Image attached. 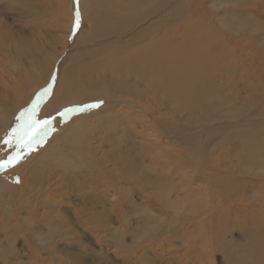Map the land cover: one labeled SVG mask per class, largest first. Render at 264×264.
I'll list each match as a JSON object with an SVG mask.
<instances>
[{
	"label": "bare ground",
	"instance_id": "bare-ground-1",
	"mask_svg": "<svg viewBox=\"0 0 264 264\" xmlns=\"http://www.w3.org/2000/svg\"><path fill=\"white\" fill-rule=\"evenodd\" d=\"M0 1H2L0 5V139L6 135L10 128L12 118L20 117L24 114L26 102L33 100L35 104H41L40 111H49L58 108L71 109L64 117L65 123L63 122V127L59 131L52 129L44 140V146L41 149L36 148L37 151L35 154L27 159L34 163L29 166L27 165V167L24 164L16 166V174L19 176V181L13 179L15 177L8 178L5 172L0 175V195L6 193L12 200H15L14 192L17 191L20 186L22 187L21 183L23 181H25L27 186L45 187L47 192L54 189L52 191L54 196L63 195L66 192L64 188L67 187L68 190L72 189L73 191L79 190L81 192H86V188L89 189V187L93 185V191L90 190L88 194L94 197L95 202L92 201L91 196L89 198L83 197L77 204L79 213H77L71 221L63 219L62 215L61 221L57 218L61 212L60 205L53 200L54 197L51 196V198L48 196L46 191H35V193L31 194L30 192L32 190L30 189L29 192H25L22 198L25 204L29 206V209H24L23 213L30 214L31 208L34 207L36 216L40 217L42 210H51L50 214H54V219L50 221L49 225V228L52 229V233L54 235L61 234L58 227L62 225L64 221L66 223L64 225L67 229L65 235L67 234V236H72L71 231L74 230V226L76 225H80L83 229L87 228L93 231L104 227V229L99 232L103 231L101 233L105 234L107 225L110 223L112 224V220H114V218L112 219V215L122 220L124 219L126 222H130L128 220H131V218L135 216L139 220L137 221L136 219L135 221L137 222H133V219L131 220V222L134 223V227H136L138 223H141V220L145 225L155 221L154 227L146 229L147 231H144L141 235L135 233L130 234L132 236L134 235L132 240L130 237L127 238L125 236V231L127 230V232H129L133 225L113 227L112 229H122L119 233L110 231V234H108L110 237L109 241L111 239L114 240V244L111 245V247L116 248L113 251L114 255L120 257V254L127 252L129 259L130 257L133 258L136 264H154V261H151V259H154L159 264H176L177 262L172 263V261H174L173 259H165V261H163L159 253L152 251L153 249L151 251L148 250L151 246V242L148 243L151 241V237L159 239L162 235L163 237L167 236L166 230L167 232L169 231V224H165V220L163 221L161 216L157 215L151 208H143L133 203L130 199L133 198L132 196H135L136 187L137 193L138 191H142V195L157 197L172 209L178 210V214L176 215H181L186 207L184 204L185 201H187V203L190 202L189 205L192 207V211L196 213L195 207H200L201 205V195L207 198L208 195L211 194L213 187L217 185L224 186L223 184L225 183L229 185L231 183L232 187L237 189V187H241L240 185L243 184L239 185L240 180L235 176L239 173V168H237L238 172L237 169L227 171L231 176H235L231 177L232 181L230 180V182H227V178L219 177L216 174L218 171L223 172V169L221 170V168L215 166L217 163L212 165L214 161H217L218 156L210 157V154L214 152V147L219 143L212 135H214L219 128H230L232 133L238 136L241 133L240 126H242V124L247 125L248 128H254L255 124L260 123L261 120L252 119L253 117L251 118L250 116L242 118H234L231 116L233 119H225L227 122H224L225 120L223 121V119L219 120L223 118V113L226 115L225 112L229 111L235 113L237 110L236 108L228 107L229 104L225 106V108H222L223 105L219 109H213L211 116L205 114L204 110L202 112L203 116H197L194 123L188 124L186 122L184 123L182 120L180 121V119L176 120V118L181 116V113L185 112L183 108L184 105H182V109L178 106L174 108L170 106V113H164L167 114L166 116L161 114V111L165 108L164 105L167 99H170L173 104L175 102L176 104H180L177 102H181L183 97L186 98V96H189V100L187 101L185 99V102L190 108L194 106L193 111L195 115L198 114L195 109L196 105L203 106V108L209 105L212 109L213 105L218 104L216 100L210 101L208 99L211 88H209L207 84L205 85L206 82L201 78L207 69L210 72V70H213L216 66L213 61L204 56V54H206L204 52L210 49V51L217 54L218 51H225L224 48L229 45H236L246 50V48L243 47L244 43H242L244 38L239 34L242 30L237 28H241V26L236 21V28L230 30L231 15L226 9H223L221 13L217 14L215 12L216 10L213 9V7L216 8V6L219 5V3L215 2L216 0H78V2L77 0H48V5L40 0H17L19 2L16 6L13 3L15 6L12 8L15 10L14 14L4 12L10 9L9 3L11 0H8V2H4L3 0ZM228 1L235 3L241 2L242 0ZM76 10L80 13L79 24L73 36V43L69 45V35L72 33L71 25L75 19L74 13ZM40 14H42L43 17H45V14L50 15V18L47 19L48 26L45 28H41L40 26L43 22L40 23V21L37 20L39 16L41 17ZM8 16L11 20L7 18ZM1 17H3V19ZM21 20L24 22V25L23 23L20 24ZM16 23L18 24L16 25ZM219 25H221L222 28H220ZM231 32H234V36L238 37L240 42H238V39L235 37H229V33L231 34ZM122 36H124L125 39L121 38ZM27 37H31L33 44L30 40L27 41ZM208 38H215L214 40L218 39L220 43H212V45L210 43V45L205 44L204 42ZM9 67L14 70L12 74L9 72ZM17 73L19 75H17ZM28 74H30V77ZM141 81L153 83L155 92L150 93L149 90L148 93L154 97L157 95L160 99V106L158 104L159 108L157 110L153 111L151 109L152 106H144L141 102L144 97L146 98L149 96H146V93H143L141 90L139 91L141 88L142 90L143 88L146 89ZM196 81H199L198 87L201 90L198 93V97L195 96V98L193 95L195 91L192 89ZM250 84L252 85L250 88H256L254 79ZM45 88L49 90L47 94H42V90ZM99 94L108 99L126 97L128 99H119L118 101L121 102L124 100L123 102H129H125V105H120L122 102L116 103L118 105H100L98 107L86 108L83 111L78 110L81 107L78 109L77 107H72L78 104L83 106L87 102L96 100ZM213 94L210 96L212 97ZM138 96H140V100L137 101L142 103L145 110L139 111L134 108L136 107L135 105L139 106L133 100L134 98L136 100ZM138 113L141 117H136ZM143 115L154 116L155 123L149 121V119L145 118ZM213 120H215V122L219 121V123H217L218 126L217 124L210 125ZM107 126L112 129L106 130ZM156 127L160 134L157 133ZM200 127L201 129L203 128L202 130L205 132L201 131ZM51 128H53V124ZM77 129L81 131V139L83 136H87L90 142L91 140H95L91 142L92 147L93 143H95L100 146L101 149L105 148V150L103 149L100 152H102L101 154L103 157L105 156V159L112 157L109 160L113 163L112 165L115 169L113 167V169H107L105 165L103 166L102 163H100L102 161L99 159L95 161V159L93 160L91 157H85L79 154V152H76L73 143L75 139H77L74 133ZM100 131L103 133L106 131V136L104 134V136H101ZM171 134L174 135L173 139L182 141L191 148L193 153L200 155L199 159L194 158V155H192L190 159L186 160L187 164L193 163L189 168L202 178L199 186L193 187L189 184L190 181L189 183L186 182L189 179L184 177L183 174L185 169L183 165V156L180 154L182 151L179 148H175L177 152L173 155L170 143L168 142L169 140L166 141V137H164L167 136L168 138H172ZM41 136L42 133L37 136L35 143L38 144V140L41 139ZM230 141L232 147H230L231 151H229L230 156L228 158H235L239 166H241V164L242 166L244 165V167L251 165L255 169L259 166L257 169L258 175H264V154L258 153V144L255 145L252 143L245 149L240 146L237 140ZM113 144H115L116 148L120 147L124 149L121 154L124 155L123 159L129 164L128 169L126 166L127 170H125L124 166H121L115 161L116 159L113 156H117L120 153H117ZM33 145V143L28 144L30 147ZM108 146L109 148L111 146L113 148L106 149ZM147 146L149 148H162V152L159 151L160 154H158V156L160 155L166 161H168L170 157L171 161L173 160L172 164L176 165L173 173L178 175L177 187L182 190V195H180L179 198H172V191L176 184L172 185V187L169 185L166 181L167 176L161 169L162 166L152 167L147 159L137 162L133 159V156L137 158L136 155L132 153L133 156H131L130 152L132 150H142L143 148L147 150L149 149ZM258 147H260V145H258ZM69 148L71 149L69 150L71 156L67 153ZM172 149H174V147H172ZM153 150L154 149H152V151ZM114 151H116L115 155L112 154ZM147 151H149V153L152 152L150 150ZM242 151H244V153ZM208 152L211 153L208 155ZM185 158L186 157H184V159ZM50 159L53 161L56 159L52 165L53 172L43 168V165L46 166L45 162H49ZM106 161L108 160L106 159ZM171 161L169 160V162ZM116 169L118 171H116ZM70 170H81L82 176L80 172L73 175V178L77 177L76 182L80 181L82 184L78 188H76L77 186H75L72 181L67 185L63 183V179L69 176ZM86 171L89 172L87 182L83 175V172ZM154 171H158L163 174V176L160 175L159 178L156 177L152 174ZM248 171L249 170H244L241 172L248 174ZM26 172H28L29 175L24 177V173ZM251 172L253 173V170H251ZM100 173H102V176ZM42 176L46 177V181H44ZM134 183L139 186L134 187ZM52 184H55V187H53ZM257 184L255 183L254 185ZM105 186L107 188H105ZM253 187H243L246 197H253L255 195ZM123 190L128 196L126 197L127 200L121 195ZM11 193H13V195ZM119 195L124 199L120 198ZM215 197L217 198V196ZM0 198H2V196ZM216 200L214 201L216 202ZM240 200V204L238 205L242 208V213L243 210L250 211L247 208L248 206L250 208L251 205H246L250 203L248 199L244 200L241 198ZM106 203L109 206L108 210H106ZM3 204L4 203H2V205ZM42 204H44L43 207ZM51 204H53L54 207H52ZM208 205L209 204H206L207 210H205L204 213H207L209 217L215 216V212L212 215L210 214L211 208L209 209ZM117 211H122V214ZM232 211L233 209L231 212ZM19 213L20 212H18V214ZM142 213L145 214L143 218L140 217ZM2 214L5 215V211H1L0 217ZM199 217H201V215L198 213V217H193L190 221V226H192L193 229V234L190 233V237L193 236L194 243L188 238H184L185 241H182L188 248L185 247L187 254L189 255L190 252L193 254L189 256V261L185 262L184 260L181 262L186 264H203V262L214 264L212 250L214 246L208 248L204 246V244L202 245V243H206V239L209 240L212 235H214L216 229H218V231L215 245H217L219 240L224 238V234L220 232V226L218 228V224L211 223V219L209 221V227L202 229L201 219L204 221V217L206 216L204 215L200 218L199 222H197L196 219ZM36 221L40 222L39 219H36ZM4 222H6V226H8L6 219L0 218V234L2 233V235H0V264H38V261H40L39 251L32 248L26 239L23 240L24 243L21 244V247L16 248L14 246L16 236L13 235L12 231L8 233L5 229ZM246 225L248 224H244L241 227H246ZM152 230L155 231L154 234H152ZM82 233L85 234L86 232L82 230ZM54 235L52 236L54 237ZM93 236L95 242H99L100 239L97 237L98 235ZM49 238L51 237L35 234L34 237H31V242L41 248L49 244V241L46 240H49ZM256 238L258 237L256 236ZM256 238H254V240H257ZM76 239L82 240V237L77 236ZM1 240L5 242L2 244ZM135 241H137L136 244L138 243L137 246L134 244ZM232 241L230 240L229 242L230 245L232 243L231 247H234ZM253 242L254 241L248 242L247 244L245 243V248L250 250L259 246V254L261 255H258V257H261L264 252V246L262 247L263 243L258 244V241ZM133 244L134 247L132 246ZM203 246L207 248L202 250ZM220 246L222 247V245ZM119 247L122 248V251H120ZM231 247L229 248L231 249ZM130 248H132L133 251H130ZM138 251L141 252L139 253ZM225 251L222 252L223 257L227 260V264H231L232 258L237 257L235 256L237 253L235 254V250H233L234 255L228 248ZM237 251L241 250L238 249ZM180 253L184 254L183 252ZM240 254L241 252L239 256ZM242 255L241 257H243ZM122 258L124 257L122 256ZM119 259L120 261L115 264L129 263L123 259V261H121V258ZM126 259L127 258H125V260ZM259 260L261 261V259ZM82 261L84 262L83 258ZM92 262L91 264H98L94 263V261ZM240 262H243V259L242 261L240 259ZM237 264L239 263L237 262Z\"/></svg>",
	"mask_w": 264,
	"mask_h": 264
},
{
	"label": "rangeland",
	"instance_id": "rangeland-1",
	"mask_svg": "<svg viewBox=\"0 0 264 264\" xmlns=\"http://www.w3.org/2000/svg\"><path fill=\"white\" fill-rule=\"evenodd\" d=\"M3 1L8 2V0H3ZM40 1L44 2L47 5L49 4L48 0H40ZM226 1H228V0H224V1L223 0H216L215 2L219 3V5L216 6V8L213 7V9L216 10L215 12L217 14L221 13L223 11V9L224 10L226 9V11L231 15V17H230L231 18L230 30L232 28L233 29L236 28L235 22L236 21L238 22V24L241 26V28L240 27H237V28H239V30H242V31H240L239 34L242 35L244 38L242 43H244L243 47L246 48V50L242 49L241 47L239 48L236 45H234V46L229 45V46L224 48L225 51H221V52L218 51L216 54V53L210 51L209 48H206L209 50H205L204 53H206V54H204V56L207 57V59H210L211 61H213L216 66L214 67L213 70H210V72L207 69L203 73L201 78L203 79L204 82H206L205 85L207 84V86L209 88H211L210 89V95L214 93L212 95V97L209 95L208 99L210 101L216 100L218 104L213 105L212 109H211V107H209V105L206 108H203V106L196 105L195 109L197 110L198 114L195 115L194 111H193L194 106L192 108H190V106L185 102L186 100L187 101L189 100V96H186V98L183 97V99L181 101L182 103L177 102L180 104H176V102L173 104L170 99H167V102L164 105L165 108L161 111V114L166 116L167 114H164V113H170L169 112L170 106H172L173 108L175 106L176 107L178 106L179 108L182 109V105H184L183 108H184L185 112L181 113V116L176 118V120L180 119V121L182 120V121H184V123L186 122L188 124V123H194L196 117L201 116L202 112L204 110H205V114H207L208 116H211V112H213V109L214 110L219 109L223 105L224 106L222 108H225V106H227L229 104L228 107L236 108L237 110L235 111V113L229 112V111H228L229 113L225 112L226 115H224V113H223L222 114L223 118H220L219 120H222V119H223V121L225 119L226 120H232L233 117L234 118H242L245 116L246 117L250 116L251 118L253 117L252 119H256V120H261L260 123L255 124L254 128L253 127L248 128L247 125L242 124V126H240V130H241L240 132L241 133L238 136L234 135L230 128H225V129L219 128L218 131L214 133L215 136L212 135V137L215 138L219 143L217 144V146L214 147V152L212 154H210L211 152H208V155L210 154L211 155L210 157H213V156L217 157L218 156L217 161H214L212 163V165H215V163H217L215 166L221 168V170L223 169V172L218 171V172H216V174L219 177L221 176L222 178H227V182H230L231 177L236 176L241 181V182L239 181V185L242 183L243 184L240 185L241 187H237V189L233 188L231 183L229 185L225 183V184H223L224 186L217 185V186L212 188V192H211V194L209 193L210 195H208L207 198H205L204 195H201V197H200V200H201L200 207L201 208L199 206L195 207L196 213H194L192 211V207L189 205L190 202L187 203V201H185L184 204L186 205V207L184 208V212L182 211L181 215H176V214H178V212H177L178 210L172 209L171 207H169L168 205L163 203L159 198L151 196V195L150 196L142 195L143 194L142 191H140V192L138 191V193H137L135 186L138 187L139 185H137L135 183L133 184L135 187V191H136L134 193L135 196H132L133 198L130 196L132 198L130 200L133 203H136V205H140L143 208H146V207L151 208L157 215L161 216L163 221L165 220V224H169V226H168L169 231L167 232V230H166V233H167L166 237H163V235L159 239L151 237V241L148 242V243L151 242V246L148 245V243H146V244L148 246H150L148 248L149 251H151L153 249L152 251H156L157 253H159L161 260L165 261V259H173L174 261H172V263L177 262L176 264H178V263L179 264H186V263H182L181 261H184V260H185V262L189 261L190 260L189 256H191L193 254L190 251H189L190 252L189 255L187 254V252H186L187 247L185 246V244L182 241H185V239L188 238L192 243H194L193 242L194 241L193 236L190 237V233L193 234V229H192V226H190V221L192 220L193 217L194 218L198 217V213L201 215V217H203L204 215L206 216V217H204V221L201 219L202 229L205 227H209V224H210L209 221L211 219V223L212 224H218V228L220 226V228H219L220 232L222 234H224L223 235L224 238L219 240L217 245H215L216 244L215 240H217V231H218V229H216L214 231L215 232L214 235H216V236L212 235V237L209 240L206 239V243H204V242L202 243V245L204 244V246H207L208 248L209 247L212 248L214 246L212 248L213 256H214V262H213L214 264H227V260L224 259L223 254H222V252L227 250V248L229 250H231L232 253H233V250H235V254L237 253V255H235L233 253L238 258L233 257L232 258L233 260L231 259L233 261V262L231 261V264L232 263L237 264V262L239 264L240 263H242V264H264V252L262 254L263 257L262 256L258 257V255H261V254H259L260 253L259 252V246H256L254 249H250V250L245 248L246 244L248 242H251V241H254V242L258 241L259 242V243L257 242L258 244L263 243L262 247L264 246V201H263L264 200V189H263V187H264V178H263L264 175H258L257 169L259 168V166H257V169H255L251 165H250L251 167L250 166L244 167V165L242 166V164H241V166H239V164L235 161V158H233V159L231 157L228 158L230 156L229 151H231L230 147H232V145H231L232 143L230 140H237V142L240 143V146L242 148H245V149L248 148L252 143L255 145L258 144V145H260V147H258V145H257V149L259 150L258 153L264 154V138H263L264 137L263 136V134H264V98H263L264 97V0H256V1L242 0L241 2H235V3L231 2V1H228V2H226ZM18 2L19 1H17V0H11L9 3L10 9L5 10L4 12L9 13V14H12V13L14 14L15 10L12 8H14L18 4ZM13 3L15 4V6ZM1 4H2V1H0V5ZM40 15H41V17L39 16L38 17L39 19L37 18V20H39L40 23L43 22L40 27L45 28L48 26L47 25V23H48L47 19L50 18V15L45 14L44 15L45 17H43L42 14H40ZM46 15H48V16H46ZM3 17H1V18L3 19ZM7 18L9 20H11V18L9 16ZM45 18H46V20H45ZM22 23L24 25V22L21 20L20 24H22ZM17 24L18 23H16V25ZM73 24H74V20H73L72 25H71L72 33L69 35V43H68L69 45H71L73 43V36L77 30V28H76L75 31H73ZM219 26H220V28H222L221 25H219ZM233 33L234 32H231V34L229 33L230 36L229 35L228 36L229 37H235L236 39H238V37L234 36ZM27 38H28L27 41L30 40V42H32V44H33V40L31 39V37L30 38L27 37ZM121 38L125 39L124 36H122ZM214 39L215 38H208V39H206V41L204 43L208 44V45H210V44L212 45V43L213 44L214 43H220V41L218 39H216V40H214ZM237 41L240 42L239 39ZM12 71L14 72V70L9 67L10 74L13 73ZM17 75H19V74L17 73ZM28 76L30 77V74H28ZM253 79H254V82L256 85V88H254V89H253V87L250 88L252 86L250 83H251V81H253ZM141 83L146 87V89L143 88V90H142V88H141V89H139V91L141 90L143 93H146L145 94L146 96L149 95L146 98L144 97L145 100L142 99L141 102L143 103L144 106H149V105L152 106L151 109L153 111L157 110L160 106V99L158 98L157 95H156V97H154L153 95L148 93L149 90H150L149 91L150 93L155 92V90L153 89V83L152 82L147 83L144 81H141ZM198 84H199V81L194 82V88L192 89L195 91V92H193L194 97L195 96L198 97V93L201 90L198 87ZM228 94H230V95H228ZM139 97L140 96H138L136 98V100H135V98L133 100L141 108L137 105H135L136 107H134V108L141 111L144 109V106L142 105V103H139V101H137V100H140ZM106 98L107 97H104L103 95L99 94V96L97 97L96 100H93L91 102H87L86 104H95V103L100 102L99 106L100 105H108V104L118 105L116 103L119 102L118 101L119 99H128L126 97L109 98V99L108 98L106 99ZM129 98H131V97H129ZM110 100H111V102H110ZM123 101L124 100L121 101L122 104H120V105H125L126 104L125 102H129V101H125V102H123ZM121 102H119V103H121ZM158 104H159V106H158ZM25 106H26V110L24 111V114H22L20 117H13L12 118L11 126L8 129L7 133H9L12 128H15L18 126L22 129V132L26 131L29 127V121L33 120V119L34 120H41V121L46 119V118H50V117H54V119L52 120V123L49 125V127L46 129L47 134L45 135L43 132H41L43 138L38 140V144L35 143L36 138H37V136H36V138L31 142L34 144L31 147L28 146V144L27 145L25 144V141L28 139V137L27 136L22 137V133H18L15 136V138H10L11 144H9L7 146H5L2 143V138L6 137L7 133L4 137H2L0 139V158L5 157L9 153L10 150L11 151L22 150L24 153H26V155H24V159H22L20 161V163L16 164L13 167H8L10 170L8 168H0V175L3 174V172H5L7 174L6 176L8 178L15 177L13 179H17L18 181H19V176H17L18 174H16L17 173V167L16 166L17 165L20 166V165L24 164L27 167V165L29 166V165L33 164L34 162H31V160L29 161L27 159H29V157L31 155L35 154V152L37 151L38 148L41 149L44 146V144H45L44 140L47 138L48 134L52 131V129H55V131H59L65 123L64 118H63V120H61L60 116L57 115V113L64 110L63 108L52 109L49 111H40L41 110V104H39V103L35 104L33 102V100L26 102ZM72 107H77V109H78L79 107H82V106H81V104H78V105L72 106ZM252 109H253V111H252ZM192 111H193V113H192ZM249 113H250V115H249ZM137 115H136V117H141V116H139L140 115L139 113ZM143 116L145 118L149 119V121H152L155 123V117L154 116H152V117H151V115H149V116L143 115ZM231 116H233V117H231ZM140 120H141V118H140ZM226 120L224 122H227ZM217 123H219V121L215 122V120H213V122H211L210 125H215ZM52 124H53V128H51ZM196 125H197V123H196ZM217 126H218V124H217ZM38 127H39V125L32 126L31 131L28 133V135H31L33 132H36ZM110 129H112V128H109L107 126L106 130H110ZM155 129H156L157 133L160 134V132L158 131V128L156 127ZM202 129L200 127V130L205 132ZM74 133H75V138H77V139H75V141L73 143V146L75 147L76 152H79V154H82L85 157H91L93 160L95 159V161H96V159L97 160L99 159L100 161H102L100 163H102L103 166L105 165V167L107 169H113V168L115 169V167H113V165H112L113 163L110 162V160H109L112 157L106 158L109 161V163H108V161H106V159H105V156L103 157L101 154L102 152H100L103 149L105 150V148L101 149V147L96 145L95 143H93V147H92L91 142L95 141V140H91V142H90V140H88L87 136L86 137L83 136L81 139V131L79 129L75 130ZM100 134H101V136H104V135L106 136L107 132L104 131V133H103L100 131ZM164 137H166V141L169 140L168 142L170 143V148H171V152H173V155H175V153L177 152V150L175 148H177V149L179 148L182 151V152H180V154H182V156H183V160H184L183 165H184V169H185L183 171V174H184V177L189 179L186 182L189 183V181H190L189 184L192 185L193 187L199 186V184H201L202 178L200 177V175H196L197 173H195L194 171H192V169L189 168V166L192 165L193 163L187 164L186 160L190 159L192 157V155H194V158L199 159L200 155L193 153L191 148L189 146H187L186 144H184L182 141H180L178 139H176V140L173 139V137H174L173 134H171L172 138H168L167 136H164ZM113 147H115V144H113ZM113 147L111 146L109 148V146H108V147H106V149H112ZM172 147H174V149H172ZM29 148L31 149V151H29ZM147 148H149V147L147 146ZM114 149H116L117 153H120L117 156H113L116 159V160L115 159L114 160L117 161L118 164H120L121 166H124L125 170H127L129 164L126 163L125 159H123L124 155L121 154V153H123L124 149L120 148V147H117V148L115 147ZM152 149H154L153 151H155V150L156 151L153 152ZM69 150H71V149L69 148L67 150V153H69ZM147 150H150L152 152L149 153V151H147ZM147 150H145L144 148L142 150L141 149H134L130 152V154H131V156H133V154L136 155V157L138 159L135 158V156H133V159L137 162L138 161L141 162V160L147 159L152 167H157L159 165L162 166L161 169L163 170L164 174H166V176H167L166 181L169 183V185L172 187V185L176 184L173 188V191H172V195H171L172 198H175V197L179 198L180 195H182V190L179 189V187H177L178 175L173 173L174 168H176V165L172 164L173 160L171 161V157H170L169 160L171 162H169V160L166 161L160 155H159L160 157L158 156V154H160L159 151L162 152L161 151L162 148L157 149V148L152 147V148H149ZM116 151L112 152V154L115 155ZM209 151H210V149H209ZM242 152L244 153V151H242ZM98 154H100V155H98ZM69 156H71L70 153H69ZM184 157H186V158L184 159ZM54 161H56V159ZM54 161L52 159H50L49 162L46 161L45 162L46 166L43 165V168H46L47 170H51L53 172V170H52L53 166L52 165H53ZM114 166H116V165H114ZM126 166H127V169H126ZM237 168H239L240 171L235 176H231V174H229V172H227L228 170L231 171V169L234 170ZM250 169L253 170L254 174L251 172ZM81 170H84V169H81ZM81 170L80 171H71L70 170L69 176H66L65 179H63V183L67 185L70 181H72V182H74L75 186H77L76 188L81 186L82 184L80 183V181L76 182L77 177L73 178V175H76L79 172L82 176ZM244 170H249L248 171L249 173L248 174H246L245 172L242 173L241 171H244ZM255 170H256V172H255ZM116 171H118V170L116 169ZM237 172H238V169H237ZM152 174L158 178L160 177V175L163 176V174L159 173L158 171H154V172H152ZM28 175H29L28 172L24 173V177L28 176ZM83 175H84V178L86 179V182H87V178L89 177L88 176L89 172H87V171L83 172ZM100 175L102 176V173H100ZM42 177H43L44 181H46V177H44V176H42ZM118 180H119V178H118ZM52 181H53V179H52ZM246 181H247V183H246ZM90 182H91V180H90ZM255 183L256 184L258 183V184L254 185ZM21 184H22V187L20 186V188L14 192L15 193V195H14L15 200H12L6 193L3 195H0V197L2 196V198H0V204H1L0 205V213H1V211L2 212L5 211V213H6L5 215L2 214L0 218H2L4 220L6 219L8 226H6L7 225L6 222H4V224H5V229L8 231V233L12 231L13 235L16 236V239L14 240V242H15L14 246L16 248L21 247V244L24 243L23 240L26 239V241L31 245L32 248L37 249V251H39L38 254L40 257L39 258L40 261H38V264H91V263H93L92 261H94V263H98V264L99 263L115 264V263L120 261L119 258H121V261L124 260V261H128L131 264H136V263H134L135 260L133 258L130 257V259H129V257L127 256L128 255L127 252H125L124 254L122 253L123 255L120 254V257L114 255L113 251L116 248L111 247V245L114 244V240L111 239L109 241L110 237L108 234H110V231H114V233L115 232L116 233L121 232V230H122L121 228H119V229L114 228L115 230L112 229L115 226L121 227L122 225H125V226L133 225V226H131L132 229L129 232H127V230L125 231V236L127 238L130 237L132 240V237L134 235L132 236L130 234L135 233V234L141 235V233H143L144 231L145 232L147 231L146 229H149L150 227H154V224L156 223L155 221H152L148 225L147 224L145 225L143 223V221L141 220L142 224L138 223L137 226L134 227V223H132L131 220L133 219L132 221L134 222L137 219L135 216H133L131 218V220H128L130 222H126V220H124V219L122 220L121 218H117V217L112 215V219L114 218V220H112L113 221L112 224L110 223L109 225H107V228L105 230L106 235L101 233L103 231L99 232L100 230L104 229V227L93 231V230H90L87 228L83 229L80 225H76V226H74V230L71 231L72 236H70V235L67 236V234L65 235V233H67V229L64 225V224H66L64 221L62 222L63 224L58 227V230L61 234L54 235L52 233V229L49 228L50 221H53V219H54V214L53 215L50 214L51 210L49 211L48 209L47 210L41 209L42 214L40 215V217L36 216V214H35L36 211L34 210V207L31 208L30 214H26V213L24 214L23 213L24 209H27V210L29 209V206L27 204H25V202L23 201L24 200L22 198L23 194L27 191L29 192L30 189L32 190L30 192L31 194L35 193V191L36 192H43V191H46V188L45 187H42V188L35 187L32 185L27 186L25 184V181H23ZM253 185H254V187H253ZM52 186L55 187V184H52ZM92 186L93 185H91L89 187V189L86 188L87 189L86 192H81L79 190L73 191L72 189L68 190V187H67V188H64L66 190V192L63 195H55V196L52 192L54 189H52L51 191L49 190L48 192L46 191V194L50 197L51 196L54 197L55 199L53 198V200L56 201L60 205L59 207L61 208V212L57 218L61 221V215H62L63 219H68L70 221L73 220L74 217L76 216V214L79 213V208H77V204L79 203V201L83 197L89 198L91 196L92 201L95 202L94 197L92 195L88 194V193H90V190H92ZM225 186L228 188H226ZM103 187H104V185H103ZM134 187H132V188H134ZM243 187H247V188L253 187L255 195L253 197H251V196L246 197V194L243 191ZM35 188H36V190H35ZM105 188H107V187L105 186ZM255 189H257V190H255ZM124 190L121 192V195L124 198H126V197H128L125 194V191H127V190H125V191ZM213 192H215V193H213ZM11 194L13 195V193H11ZM121 195H119L120 198L124 199ZM136 195H138V196H136ZM210 196H213V197H210ZM215 196H217V198ZM69 197H70V200H69ZM141 197H144V198H141ZM6 198H8V199H6ZM241 198L244 200L248 199V201L250 203H248V201H247L248 204H246V205H251L250 208H249V206L247 208L250 211L243 210V213H242V208H240L238 205V204H240ZM38 199H42V198H38ZM125 200H127V198ZM214 200H216V202ZM2 203H4V204L2 205ZM206 204H209L208 205L209 209L211 208L210 214L212 215L215 212V216L213 215V217L212 216L209 217L207 213H206L207 215L204 213V211L207 210ZM51 205H52V207H54L53 204H51ZM7 206H9V207H7ZM43 206H44V204H42V207ZM108 209H109V206L106 203V210H108ZM232 209H233V211L231 212ZM182 210H183V208H182ZM18 212H20V213L18 214ZM117 212H120V211H117ZM117 212H115V213H117ZM143 215L145 216V214L142 213V215L140 217L143 218ZM201 217L196 219L197 222H199ZM36 219H39L40 222H37ZM138 220L139 219H137V221ZM13 221H15V222H13ZM117 221H119V222H117ZM137 221H135V222H137ZM130 223H132V224H130ZM244 224H248V225H246V227H241ZM7 227H8V229H7ZM131 227H129V228H131ZM82 230H84L86 233L83 234ZM133 230H135V231H133ZM154 233H155V231L152 230V234H154ZM35 234L36 235L42 234V235H45L46 237L50 236L51 238H49V240L46 239L47 241H49V244L40 248L39 246H37L36 244L31 242L32 241L31 237H34ZM203 234H206V233H203ZM0 235H2V233ZM52 235H54V237ZM75 235H76V237L77 236L82 237V240H77ZM93 235H98L97 237L100 239L99 242H95ZM256 236L258 238H256ZM254 238H256L257 240H254ZM232 239H233V241H232ZM226 240H227V242H226ZM230 240L233 242L234 247H231L232 243L230 245V242H229ZM1 241H2V244L5 242L4 240H1ZM136 242L137 241L134 242L135 246H137V244H138V243L136 244ZM134 244L132 245L133 247H134ZM220 245H222V247ZM204 246H203L202 250H205L207 248ZM229 247H231V249ZM240 248H242V249H240ZM119 249H120V251H122L121 250L122 248L119 247ZM238 249L241 251H237ZM129 250L133 251L132 248H130ZM141 251H143V250H141ZM141 251H138V252L140 253ZM252 251H253V253H252ZM180 252H183L184 254H182ZM240 252H241V254L239 256ZM132 254H133V252H132ZM241 255L243 257H241ZM50 256H52V257H50ZM122 256L124 258H122ZM82 258L84 259V262L82 261ZM125 258H127V259L125 260ZM248 258H251V259H248ZM240 259H241V261L243 259V262H240ZM259 259H261V261ZM151 261H154V264H159L154 259L153 260L151 259ZM129 263H126V264H129ZM173 264H175V263H173ZM203 264H207V263L203 262Z\"/></svg>",
	"mask_w": 264,
	"mask_h": 264
},
{
	"label": "snow or ice",
	"instance_id": "snow-or-ice-1",
	"mask_svg": "<svg viewBox=\"0 0 264 264\" xmlns=\"http://www.w3.org/2000/svg\"><path fill=\"white\" fill-rule=\"evenodd\" d=\"M78 2V0H77ZM74 24H73V31H75L76 27L79 24V18H80V13L78 10L75 11L74 13ZM50 87V85H49ZM48 88H45L42 90V94H47L48 92ZM99 103H95V104H86L83 105L81 108H79L78 110L83 111L86 108H93V107H98ZM71 109H64L63 111L57 113L58 116H60L61 120H63L64 116L70 112ZM54 119V117H50V118H46L44 120H30L29 121V127L26 131L22 132V129L18 126L15 128H12L10 130L9 133H7L6 137L2 138V143L7 146L9 144H11V139L10 138H15V136L18 133H22V137L23 136H27L28 139L25 141V144H30L35 138L36 136L40 135L41 132H43L45 135L47 134L46 129L49 127V125L52 123V120ZM34 125H39V127L37 128L36 132H33L31 135H28V133L31 131L32 126ZM43 137L41 136V139ZM29 151H31V149H29ZM24 155H26V153H24L22 150L20 151H9V153L3 157L0 158V168H8V167H13L16 164L20 163V161L24 158Z\"/></svg>",
	"mask_w": 264,
	"mask_h": 264
}]
</instances>
